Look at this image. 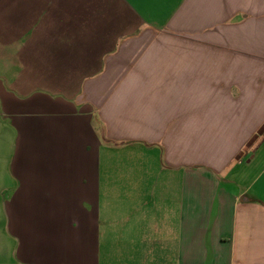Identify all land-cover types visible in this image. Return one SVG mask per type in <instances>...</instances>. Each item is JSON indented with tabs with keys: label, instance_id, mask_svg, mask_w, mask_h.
Masks as SVG:
<instances>
[{
	"label": "crops",
	"instance_id": "0c3cea01",
	"mask_svg": "<svg viewBox=\"0 0 264 264\" xmlns=\"http://www.w3.org/2000/svg\"><path fill=\"white\" fill-rule=\"evenodd\" d=\"M0 264H264V0H0Z\"/></svg>",
	"mask_w": 264,
	"mask_h": 264
}]
</instances>
